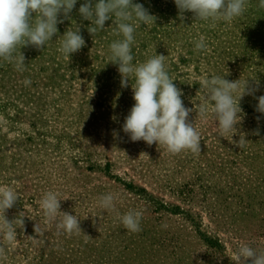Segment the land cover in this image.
I'll return each instance as SVG.
<instances>
[{
    "label": "rangeland",
    "instance_id": "1",
    "mask_svg": "<svg viewBox=\"0 0 264 264\" xmlns=\"http://www.w3.org/2000/svg\"><path fill=\"white\" fill-rule=\"evenodd\" d=\"M85 2L77 0L42 51L20 49L25 71L0 61V186L19 196L6 218L26 214L14 242L0 238L7 253L0 264H235L243 244L264 252V114L255 110L257 99L245 95L237 132L220 137L201 87L205 78L227 74L229 81L259 82L255 96L264 95L259 0H250L248 11L230 24L215 26L191 12L181 20L174 0H133L156 17L155 24L137 27L133 63L166 56L184 106L193 109L188 119L202 136L199 154H170L123 132L135 101L133 81L121 87L118 66L109 62V45L121 37L112 20L90 35L91 21L79 15ZM78 25L85 46L66 57L58 51L60 37ZM201 36L207 50L196 51ZM205 104L209 111L201 117ZM240 136L246 140L241 148ZM47 191L59 194L61 211L81 219L82 232H58L47 221L39 206ZM108 193L117 195L112 211L99 207ZM132 209H143L137 233L118 219Z\"/></svg>",
    "mask_w": 264,
    "mask_h": 264
},
{
    "label": "clouds",
    "instance_id": "2",
    "mask_svg": "<svg viewBox=\"0 0 264 264\" xmlns=\"http://www.w3.org/2000/svg\"><path fill=\"white\" fill-rule=\"evenodd\" d=\"M181 20L185 12H191L195 20L211 21L212 26L223 21L231 23L243 16L250 6V0H174ZM77 0H0V61L13 65L16 71L26 70L25 56L22 47L32 46L38 50L53 41L58 33L57 25L70 19V13ZM258 7L264 9V0H259ZM35 14V15H33ZM83 20L91 21L88 32L93 37L105 29V22L113 21L115 35L121 37L109 45L110 60L118 66L121 76V87H128L130 80L134 105L125 117L122 130L132 142L144 141L148 145L163 146L170 154L190 151L201 153L200 132L189 122L193 111L184 106L182 91L173 83L165 66L166 56L154 54L142 63L134 64L132 46L135 43V31L141 25L155 24L156 17L149 13L141 3L133 0H86L79 8ZM62 16L63 19H58ZM58 51L70 57L85 46V40L78 25L74 30H67L60 37ZM196 51L207 50L203 36L195 43ZM227 75V74H226ZM213 75L202 81L205 100L211 101V113L218 122L217 134L225 138L228 133L237 132V125L244 118L240 101L245 95H252L258 103L255 110L264 114V95L258 97L259 82L250 84L249 80L229 81L226 76ZM25 86L31 80L25 78ZM95 87L90 93L92 97ZM208 106L201 105L198 114L204 117ZM260 117H257L259 120ZM258 134V133H257ZM246 143L240 136L238 146ZM143 154V153H142ZM19 196L10 186H0V238L7 244L17 239V229H23L25 213L19 212L12 220L6 218L7 210L17 205ZM117 195L108 193L99 198V207L106 211L115 208ZM39 206L47 221L55 222L58 232L68 235L82 232L80 218L76 214L61 211V199L55 191H47L39 200ZM60 218L59 220L57 218ZM143 209H132L118 217L123 228L131 233L141 231ZM34 231L39 234L37 224ZM6 248L0 245V258H6ZM264 264V252H257L249 245L239 246L232 261L235 264Z\"/></svg>",
    "mask_w": 264,
    "mask_h": 264
}]
</instances>
